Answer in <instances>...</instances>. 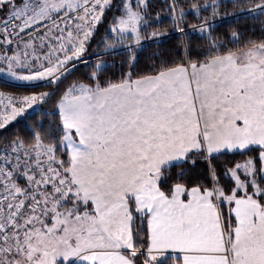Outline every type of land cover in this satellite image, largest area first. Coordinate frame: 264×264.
I'll return each mask as SVG.
<instances>
[{
    "label": "snow or ice",
    "instance_id": "1",
    "mask_svg": "<svg viewBox=\"0 0 264 264\" xmlns=\"http://www.w3.org/2000/svg\"><path fill=\"white\" fill-rule=\"evenodd\" d=\"M0 84V264H264V0H0Z\"/></svg>",
    "mask_w": 264,
    "mask_h": 264
},
{
    "label": "trees",
    "instance_id": "2",
    "mask_svg": "<svg viewBox=\"0 0 264 264\" xmlns=\"http://www.w3.org/2000/svg\"><path fill=\"white\" fill-rule=\"evenodd\" d=\"M186 2H188V0H186ZM154 3L159 6L160 4V0H154ZM191 16V14H189ZM238 21L232 18H222L220 23L217 25V31L222 35L225 36L228 32V30L231 27H235L237 25ZM250 23V22H249ZM107 26V21H105L103 24L99 25L100 28V32L97 35V39L99 38V35L103 34L104 28ZM258 34V32L256 33ZM178 39V34H170V36L168 37V39L165 41L164 46L167 47L170 43L175 42ZM193 39H197V37L194 35ZM95 44H96V40L94 39L90 46L88 47V53L85 56V60H87L89 57L91 58H95ZM155 45H151L148 48L145 49V52L141 54V64H143L145 62V56L147 54L148 51H151L155 48ZM111 59V57H109ZM119 56L116 57L117 60H119ZM84 67H83V61L77 65V71L78 72H82L84 71ZM3 85L0 84V87H2ZM228 159H232V157H228ZM198 166L200 167H206V165H204L203 163L199 164Z\"/></svg>",
    "mask_w": 264,
    "mask_h": 264
}]
</instances>
